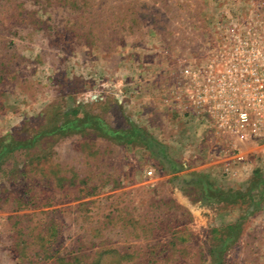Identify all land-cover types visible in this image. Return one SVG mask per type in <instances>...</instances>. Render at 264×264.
<instances>
[{"label":"rangeland","instance_id":"1","mask_svg":"<svg viewBox=\"0 0 264 264\" xmlns=\"http://www.w3.org/2000/svg\"><path fill=\"white\" fill-rule=\"evenodd\" d=\"M207 8L0 0V145L52 134L0 167V264H264L263 149L246 147L244 165L222 161L230 146L192 125L182 93L205 51ZM142 136L184 169L170 173ZM228 161L247 172L226 175ZM194 172L250 196L206 204Z\"/></svg>","mask_w":264,"mask_h":264},{"label":"built area","instance_id":"2","mask_svg":"<svg viewBox=\"0 0 264 264\" xmlns=\"http://www.w3.org/2000/svg\"><path fill=\"white\" fill-rule=\"evenodd\" d=\"M206 12L205 51L189 60L182 93L193 125L224 138V155L244 165L249 159L237 144L264 154V0H208Z\"/></svg>","mask_w":264,"mask_h":264},{"label":"trees","instance_id":"3","mask_svg":"<svg viewBox=\"0 0 264 264\" xmlns=\"http://www.w3.org/2000/svg\"><path fill=\"white\" fill-rule=\"evenodd\" d=\"M14 16L15 14L13 13L11 17H14ZM2 63L0 62V64ZM8 73L9 71L4 70L2 66L0 69V78H3V76L5 77V75H7ZM74 113L78 114V111H74ZM55 129H57V131H62L65 129V127H62L60 124L58 127L56 126ZM137 134L135 135L137 136ZM50 135H52L51 132H42L41 134L37 136L36 141H35V137L32 138L30 141H16V140L10 139L11 137H9L6 140V143H3L0 145V160H1L0 167L5 163L3 162V160L8 158L9 156L14 155L15 152L21 151V150H29L37 141L46 140ZM142 138H143V141H142L143 144L147 145V147L149 148H153L158 154H160L163 160V164L166 167H169L168 171H170V173L176 174L180 172L182 169H184L181 163H178L177 161L169 159L165 146L154 142V140H152L151 138H148L147 136H142ZM254 178L256 179L253 182V185H255L254 183L263 181V177L259 173L257 174V176H254ZM189 184H192L193 186H196L200 189L203 201H205V203L209 205H220L223 203L229 204V203H233L236 201L237 202L241 201L243 199L245 200L246 195L248 196V198L250 196L249 194L250 191L243 194L241 192H236V191H230V190L226 191V190H223L217 187L215 182L206 173H200V172L192 173ZM252 205H254V208L261 207L260 202L252 203ZM237 226H232L227 229L226 235L224 236L225 242H230L234 240L235 234L239 233L240 231L239 224H237ZM222 249H223V246H222ZM78 259L79 257L74 258L75 261H77Z\"/></svg>","mask_w":264,"mask_h":264},{"label":"crops","instance_id":"4","mask_svg":"<svg viewBox=\"0 0 264 264\" xmlns=\"http://www.w3.org/2000/svg\"><path fill=\"white\" fill-rule=\"evenodd\" d=\"M195 130H197V129H195ZM195 132V131H194ZM193 132V133H194ZM236 146H238V147H241L242 148V150H243V152H244V150H245V148L246 147H250V146H246V145H241V144H237ZM253 148H254V146H252ZM245 153V152H244ZM219 158L222 160V161H225L226 160V157H225V155H224V153H221V154H219ZM225 166H230V169H231V174L230 175H235V176H242L243 174L242 173H246L247 171H246V167H241V166H238V167H235L233 164H231V163H229V161H228V163H225L224 164V167ZM224 167H223V171H224ZM243 171V172H242ZM239 173V174H238ZM229 175V176H230ZM243 177V176H242ZM240 178V177H239Z\"/></svg>","mask_w":264,"mask_h":264}]
</instances>
